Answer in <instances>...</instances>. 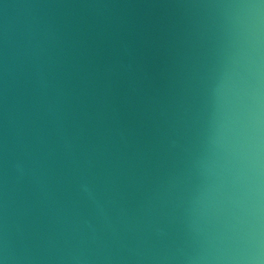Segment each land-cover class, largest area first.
Wrapping results in <instances>:
<instances>
[{"label": "water", "instance_id": "obj_1", "mask_svg": "<svg viewBox=\"0 0 264 264\" xmlns=\"http://www.w3.org/2000/svg\"><path fill=\"white\" fill-rule=\"evenodd\" d=\"M0 264H264V0H0Z\"/></svg>", "mask_w": 264, "mask_h": 264}]
</instances>
